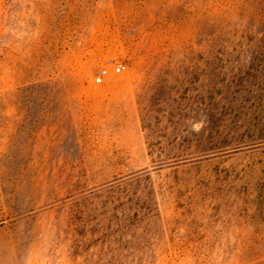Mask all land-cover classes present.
Wrapping results in <instances>:
<instances>
[{
	"label": "rangeland",
	"instance_id": "1",
	"mask_svg": "<svg viewBox=\"0 0 264 264\" xmlns=\"http://www.w3.org/2000/svg\"><path fill=\"white\" fill-rule=\"evenodd\" d=\"M0 264H264V0H0Z\"/></svg>",
	"mask_w": 264,
	"mask_h": 264
},
{
	"label": "built area",
	"instance_id": "2",
	"mask_svg": "<svg viewBox=\"0 0 264 264\" xmlns=\"http://www.w3.org/2000/svg\"><path fill=\"white\" fill-rule=\"evenodd\" d=\"M108 70L105 67L98 69L97 74L94 76V83L101 84L104 81V77L106 76Z\"/></svg>",
	"mask_w": 264,
	"mask_h": 264
}]
</instances>
